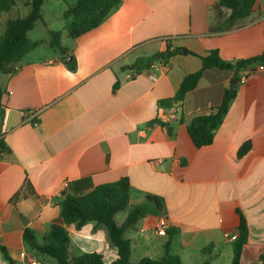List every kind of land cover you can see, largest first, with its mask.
Listing matches in <instances>:
<instances>
[{
    "label": "crops",
    "instance_id": "obj_1",
    "mask_svg": "<svg viewBox=\"0 0 264 264\" xmlns=\"http://www.w3.org/2000/svg\"><path fill=\"white\" fill-rule=\"evenodd\" d=\"M63 1H44L42 35L33 36L35 28L28 32L32 41L43 42L16 73L0 72V140L10 148L0 155V264H52L54 258L24 241V230L40 237L47 232L60 216L64 190L84 177L95 185L128 177L132 203H146L148 197L161 202L159 215L149 214L125 231L132 262L161 258L171 230L176 232L171 252L182 264H232L235 241L228 236L239 235L242 214L249 233L241 264H260L264 72L237 80L236 97L210 145L196 147L187 126L222 102L234 83L232 71L206 70L179 105L177 120L165 124L160 115L177 105L183 79L203 66L201 57L188 51L218 50L223 60L233 62L264 51V0L255 1L239 26L218 33L194 32L192 12L198 9L200 21L218 26L219 0H120L98 26L75 37L71 31L81 18L66 12L78 0L67 8ZM55 6L63 7L57 16ZM29 12L19 1L0 13V35L8 19ZM50 19L67 26V42L62 26L54 28ZM50 31L62 32L66 53L50 46ZM167 50L178 52L159 58ZM69 56L75 69L66 63ZM248 141L250 151L239 157ZM123 211L122 220L116 219L120 225L129 209ZM163 218L169 227L159 233ZM67 230L73 254L99 252L108 264L119 257L105 225L90 221L81 229L67 225Z\"/></svg>",
    "mask_w": 264,
    "mask_h": 264
},
{
    "label": "trees",
    "instance_id": "obj_2",
    "mask_svg": "<svg viewBox=\"0 0 264 264\" xmlns=\"http://www.w3.org/2000/svg\"><path fill=\"white\" fill-rule=\"evenodd\" d=\"M19 1L25 2L30 7V12L24 17L10 18L6 22L4 33L0 35V72L14 74L18 71L21 61L35 47L43 41H32L28 32L35 28L38 21L43 20L42 6L45 0H0V13L10 11ZM256 0H219L216 3L218 19L222 24L208 26L206 22L199 20L198 9L192 12L194 20L193 31L218 33L231 30L241 24L247 18ZM120 0H78L76 5L66 12V16L81 18V23L73 27V37L98 26L108 14L118 5ZM228 10V12L225 11ZM226 19L225 22L223 20ZM50 46L66 53L67 49L62 45V32L50 31ZM178 51L167 50L159 58L169 59ZM191 54L201 57L203 66L197 72L188 74L181 82L176 100L182 102L186 94L194 89L204 72L211 68L232 71L234 79L241 80V72L254 68L258 64H264V51L260 54L240 59L237 61L223 60L218 50H210L205 55H199L193 51ZM71 69L76 68L74 60L66 62ZM237 84L231 83L225 89L222 102L199 115L187 126L194 145L198 148L210 145L214 140L215 130L222 123L227 114L231 102L237 94ZM2 91L0 89V97ZM252 147L250 141L243 144L238 156L243 157ZM10 152V148L0 140V155ZM131 183L128 177H123L115 182L95 185L90 177L80 178L67 186L62 193L63 200L61 212L51 228L41 237L31 229L24 230V241L37 253L54 258L57 264H108L104 256L99 252H81L73 254L71 250V238L67 225L73 224L81 229L86 223L95 221L107 227L111 243L118 248L119 257L110 264H182L179 256L172 254L171 247L176 232L167 231L168 239L164 243V255L159 259L144 257L138 262L131 260V240L125 236L127 228L135 224L147 215H159L162 204L155 197H148L146 203L134 204L130 195ZM129 209L125 221L120 225L116 221V214ZM248 225L241 214L239 235L235 240L232 264H241L244 245L248 241ZM4 257L11 263L12 258L3 248ZM260 264H264V254L260 255ZM207 264V263H206Z\"/></svg>",
    "mask_w": 264,
    "mask_h": 264
},
{
    "label": "built area",
    "instance_id": "obj_3",
    "mask_svg": "<svg viewBox=\"0 0 264 264\" xmlns=\"http://www.w3.org/2000/svg\"><path fill=\"white\" fill-rule=\"evenodd\" d=\"M248 70H249L248 74H245L241 77L242 81H246L248 79L249 74L264 72V64H258L254 68H249ZM150 77L153 81L158 80V76L155 73H151ZM180 104H181V102L177 101V105H175L171 109H168V110L164 111L163 113H161L160 117L163 118V121L165 124H167L171 121L177 120L179 118V112L178 111L180 109V107H179ZM168 227H169L168 220L166 218H163L160 220L159 224L157 225L156 231L159 233H164L165 231L168 230ZM228 237H229V239L235 241L237 239L238 235L234 234V235H229ZM31 264H39V263L36 261H32Z\"/></svg>",
    "mask_w": 264,
    "mask_h": 264
},
{
    "label": "rangeland",
    "instance_id": "obj_4",
    "mask_svg": "<svg viewBox=\"0 0 264 264\" xmlns=\"http://www.w3.org/2000/svg\"><path fill=\"white\" fill-rule=\"evenodd\" d=\"M54 1H57V0H54ZM72 2H74V0H64L62 2V5L64 8H67V6H69L68 4H72ZM53 3H57V2H53ZM63 7H59L58 6H55V12H57V14L55 16L58 15V12H60V8H63ZM47 15V13H46ZM50 16V15H49ZM51 20V23H52V26L54 28H57L58 26H62V30H64L65 34H64V41L67 42L69 40V37L67 36L66 34V31H67V26L64 25V23H62V21H59L58 19H50ZM67 23V22H66ZM70 23V22H69ZM62 24V25H61ZM44 24L42 21H38L37 24H36V27H35V30L33 32V36H41L42 35V31L44 30ZM125 215V212L122 211V212H119L118 215H117V221H121L122 218L124 217ZM135 259L137 258V255L134 256ZM52 264H57V261L55 259H52Z\"/></svg>",
    "mask_w": 264,
    "mask_h": 264
},
{
    "label": "water",
    "instance_id": "obj_5",
    "mask_svg": "<svg viewBox=\"0 0 264 264\" xmlns=\"http://www.w3.org/2000/svg\"><path fill=\"white\" fill-rule=\"evenodd\" d=\"M72 60V56H69L66 58V61L70 62ZM238 81L237 79H234V83L236 84Z\"/></svg>",
    "mask_w": 264,
    "mask_h": 264
}]
</instances>
